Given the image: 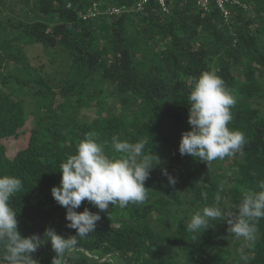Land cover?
I'll list each match as a JSON object with an SVG mask.
<instances>
[{
  "label": "trees",
  "instance_id": "1",
  "mask_svg": "<svg viewBox=\"0 0 264 264\" xmlns=\"http://www.w3.org/2000/svg\"><path fill=\"white\" fill-rule=\"evenodd\" d=\"M17 2L19 14L13 11ZM139 2L0 0V175L23 183L10 200L18 231L42 236V242L47 228L65 238L75 235L66 227L65 208L51 195L61 179L59 165L89 132L115 155L111 138L118 135L143 139L160 158L145 182L147 199L100 212L95 231L77 237L67 264H264V219L243 258L229 247L226 222L212 220L198 233L187 228L191 214L212 205L217 193L235 211L242 194L259 191L264 182V0H230L226 17L214 2L200 9L196 0H165L168 12L158 0L141 8ZM33 43L51 63L66 61L54 70L61 77L31 70L25 47ZM206 70L233 90L229 127L246 137L243 155L217 159L210 170L178 152L181 133L190 130L193 79ZM28 84L36 86L35 112L18 95ZM115 96L119 113L104 111ZM28 123L26 145L11 152L10 141L26 133ZM162 169L176 178L174 186ZM85 207L99 211L87 201L76 211ZM54 255L45 241L33 259L51 264Z\"/></svg>",
  "mask_w": 264,
  "mask_h": 264
},
{
  "label": "clouds",
  "instance_id": "2",
  "mask_svg": "<svg viewBox=\"0 0 264 264\" xmlns=\"http://www.w3.org/2000/svg\"><path fill=\"white\" fill-rule=\"evenodd\" d=\"M188 100L190 130L181 133L179 154L197 158L207 166L217 159L237 153L243 155L246 137L240 130L229 127L236 97L216 71H203L193 79ZM111 145L115 155L107 154L104 144L98 142L97 133L89 132L78 143L75 153L59 165L61 179L59 186L51 188V195L66 210V227L76 232L67 238L52 228L45 229L43 242L42 236L35 233L22 237L17 212L10 200L22 190L23 183L16 176L0 175V244L4 246L0 264H38L33 254L45 241L55 253L51 264H67L66 257L78 246L77 237L86 238L95 231L100 212H107L114 205L123 208L147 199L145 182L161 163L160 158L150 151L143 139L129 142L114 135ZM162 175L169 186L175 185L176 178L166 169H162ZM259 189L245 191L235 211L232 207H222L221 195L217 193L212 205L191 214L188 230L203 232L211 226L210 221L221 220L227 223L229 234L250 245L256 239L257 223L264 219V182ZM201 195L207 200V193ZM83 201L99 211L91 212L87 207L76 211ZM241 256L243 258L242 250Z\"/></svg>",
  "mask_w": 264,
  "mask_h": 264
},
{
  "label": "rangeland",
  "instance_id": "3",
  "mask_svg": "<svg viewBox=\"0 0 264 264\" xmlns=\"http://www.w3.org/2000/svg\"><path fill=\"white\" fill-rule=\"evenodd\" d=\"M21 3L17 2L14 3L13 5V11L14 13L16 12L17 14L20 13V7H21ZM25 51L26 54L28 55V59H29V63L31 65V70L33 71V69H35L38 73V71L40 72H49L52 73L54 77L59 78L61 77V73H55V68L57 67H66V61H58L59 57L55 60L54 63L50 62V57L49 55L45 52V49L40 45V44H29L25 47ZM63 55V54H62ZM62 58V56H60ZM63 59V58H62ZM54 82V81H53ZM16 87V86H15ZM35 91H36V86L34 84H28L26 86H24L23 88H21V90L18 91V95H20L30 106L32 111H36L38 109V107L36 106V97H35ZM121 108V104L118 101V97L115 96L114 98L109 99L108 104L105 106V108L103 109L104 111L107 112H116L119 113V110ZM89 113L92 117L97 115L96 111H89L87 112ZM31 123H28L24 130L26 131V133H24L23 135H20V137L18 139H12L9 143V146H11L10 151L14 152L15 149L17 147H23L26 145L27 143V139H28V133H29V127H30ZM5 144V142H3ZM216 161H213L212 164H214ZM204 170H210L209 165L204 167ZM227 201L224 200L223 203H221L222 207H225L227 205ZM227 225V223H226ZM228 226V225H227ZM227 238H228V244L230 245L229 247L232 249V253H234V247L235 250H243L244 248H246L249 244L248 242L243 241L242 239H237L234 237V235H231L228 233L227 231ZM163 250L168 251V248H165L164 246L161 247Z\"/></svg>",
  "mask_w": 264,
  "mask_h": 264
},
{
  "label": "built area",
  "instance_id": "4",
  "mask_svg": "<svg viewBox=\"0 0 264 264\" xmlns=\"http://www.w3.org/2000/svg\"><path fill=\"white\" fill-rule=\"evenodd\" d=\"M140 2L138 3V7L141 8L142 7V3H145L147 2L148 0H139ZM162 6V10L164 12H168V7L166 6L165 4V0H158ZM230 0H196V4L197 6L201 9H208V5L211 3V2H214L217 9H219L223 16H227L229 11L226 7V4L229 2ZM115 11H117V9L114 8ZM95 8L92 9V11L90 10L88 12V14L90 15H93L95 13Z\"/></svg>",
  "mask_w": 264,
  "mask_h": 264
}]
</instances>
